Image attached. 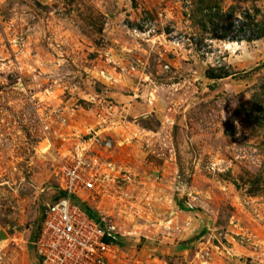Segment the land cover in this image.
<instances>
[{"label":"rangeland","instance_id":"rangeland-1","mask_svg":"<svg viewBox=\"0 0 264 264\" xmlns=\"http://www.w3.org/2000/svg\"><path fill=\"white\" fill-rule=\"evenodd\" d=\"M79 159L86 264H264V0H0V264Z\"/></svg>","mask_w":264,"mask_h":264},{"label":"built area","instance_id":"built-area-1","mask_svg":"<svg viewBox=\"0 0 264 264\" xmlns=\"http://www.w3.org/2000/svg\"><path fill=\"white\" fill-rule=\"evenodd\" d=\"M61 175L60 189L64 197L47 207L50 217L55 219L42 231L38 251L45 255L47 248L52 250L55 257L46 256L50 264L53 261L55 264H68L70 259H75L78 263L77 259L81 257L83 264H86L83 258L103 255L109 244L117 242L118 236L115 234V226L107 227L102 223L87 221L86 216L89 214L81 205L78 208L72 204V197L80 190L91 191L94 188L89 161L79 159L72 165H66L62 168ZM74 251L78 252L77 259L73 256Z\"/></svg>","mask_w":264,"mask_h":264}]
</instances>
